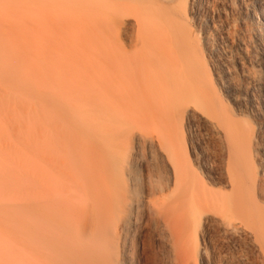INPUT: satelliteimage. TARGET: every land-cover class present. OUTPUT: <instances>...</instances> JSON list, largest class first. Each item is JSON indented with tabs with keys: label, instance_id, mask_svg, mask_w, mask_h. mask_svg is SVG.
I'll return each mask as SVG.
<instances>
[{
	"label": "bare ground",
	"instance_id": "obj_1",
	"mask_svg": "<svg viewBox=\"0 0 264 264\" xmlns=\"http://www.w3.org/2000/svg\"><path fill=\"white\" fill-rule=\"evenodd\" d=\"M257 1L69 0L99 43L80 66L0 45L8 70L13 56L30 70L55 69L36 103L23 224L10 227L20 259L0 264H264ZM2 2L21 7L0 0V11ZM232 17L249 24V39L231 34ZM200 54L208 59L201 66Z\"/></svg>",
	"mask_w": 264,
	"mask_h": 264
},
{
	"label": "rangeland",
	"instance_id": "obj_2",
	"mask_svg": "<svg viewBox=\"0 0 264 264\" xmlns=\"http://www.w3.org/2000/svg\"><path fill=\"white\" fill-rule=\"evenodd\" d=\"M20 1L21 7L17 8L13 5L5 6L2 2L5 16L0 14V26L4 28V34L0 33V45L25 46L27 48L26 57L32 61H41L47 56L52 61L66 63L67 66L70 64L80 66L82 64L80 57L96 56L98 40H91L85 24L72 17L69 0ZM257 4V0H250L251 6ZM16 21L19 24L18 30H15ZM229 22L231 34L239 37L245 36L249 39L250 26L247 22L243 26L237 17H232ZM8 34L10 39L7 38ZM11 35H14V38ZM232 54L230 53V56ZM203 55L200 54L198 59L200 66L203 62L204 64L208 62ZM5 57L6 54H0V95H2L0 102H3L0 103L2 105V107L0 105V211L3 213L6 211L9 223L0 222V228L3 229V232L0 229V237H2L0 238V257L10 262H17L20 259L21 244L19 234L11 231L13 229L10 227L16 225L19 231L23 224V218H21L23 216L19 215V212L21 213V209L19 210L21 187L26 178L25 169H28L30 177L29 169L33 170L35 164L38 123L35 114L36 103L39 92L44 84L50 83V77L55 69L45 65L30 70L25 66L26 64L21 65L17 62L18 60L13 56L9 59L11 68L8 70L4 68L8 62V58L5 59ZM22 69H27L26 73ZM212 96L217 101L221 100L216 93L212 92ZM224 106L226 110L229 109L228 105ZM32 204L33 202L28 205ZM27 214L28 220L32 221V210ZM28 236L31 242L33 234H28ZM29 247L31 248L28 245ZM215 248L216 252L222 255L227 252L219 246ZM230 249H233V246ZM17 256H19L18 260Z\"/></svg>",
	"mask_w": 264,
	"mask_h": 264
}]
</instances>
